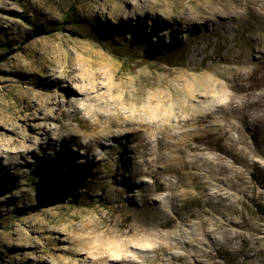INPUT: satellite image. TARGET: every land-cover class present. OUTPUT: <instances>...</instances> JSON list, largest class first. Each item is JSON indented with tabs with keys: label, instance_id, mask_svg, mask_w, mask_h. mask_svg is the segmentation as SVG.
Returning <instances> with one entry per match:
<instances>
[{
	"label": "rangeland",
	"instance_id": "rangeland-1",
	"mask_svg": "<svg viewBox=\"0 0 264 264\" xmlns=\"http://www.w3.org/2000/svg\"><path fill=\"white\" fill-rule=\"evenodd\" d=\"M101 1L49 0L44 5L24 3L14 8L0 4V264H89L97 255L103 260L94 264H114L109 259L119 257L114 255L118 252L135 264L181 263L157 261L152 252H144L148 262L137 257L143 254L140 250L161 248L165 243L151 225L126 230L142 217L137 210L141 202L135 197L138 178L131 177L137 164L123 153L124 145L132 143L123 135H103L108 154L98 150L91 161L82 149L62 140L72 134H101V126H94L90 116L96 107H117L122 116L136 114L145 121L165 115L181 130L190 129L192 115L204 112L206 116L203 100L220 94L224 78H234L235 69L252 64L260 53L248 44L245 33L232 31L234 25L229 26L226 40L205 38L199 30V35L185 43L175 42L156 23L158 15L140 23L130 18L128 30L117 27L93 14ZM132 2H121V6ZM201 2L153 0L152 5L170 11L173 3L194 10ZM177 10L175 6L174 13ZM215 42L219 48L213 54ZM198 45L205 50L195 51ZM224 55L227 61H222ZM79 65L82 69L73 74L101 99L89 102L84 114L75 117L70 104L74 89L65 81L58 82L55 75ZM46 102L52 103L46 106ZM221 118L220 111L206 117L201 131L227 122ZM155 123L151 129L157 133L160 120ZM124 124L118 121L110 129L118 135L115 125ZM250 124L233 123L231 138L245 159L238 164L228 158L231 167L224 171L227 178L240 173L245 179L247 197L244 205L234 203L233 216H248L253 227L244 232V239L223 244L233 264H264V249L260 248L264 246V153L258 149ZM44 132H55L56 142L39 152L36 143H43ZM161 175L174 180L166 173ZM205 200L191 193L176 204L184 202L186 209L196 210L198 202ZM163 222L160 232L173 234L178 221L165 218Z\"/></svg>",
	"mask_w": 264,
	"mask_h": 264
},
{
	"label": "bare ground",
	"instance_id": "bare-ground-1",
	"mask_svg": "<svg viewBox=\"0 0 264 264\" xmlns=\"http://www.w3.org/2000/svg\"><path fill=\"white\" fill-rule=\"evenodd\" d=\"M12 1L0 0V4L14 8L24 3H31L33 6L49 3V0ZM127 1L130 0H102L93 14L102 15L113 25L125 27L127 30L130 18L134 17L140 23L147 17L155 18L158 15L160 21L156 19V23L170 32L175 42L182 43L190 42L192 35L200 34L199 30H203L201 35L205 38L214 36L216 41L222 36L226 40V34L231 33L229 26L234 25L232 31L245 33L248 44L260 55L252 64L247 63L244 67L235 69L234 78H224L225 82L220 84V94L209 95L203 100L206 116L204 112L201 115H192L193 123L190 129L181 130L178 124H171L165 115L145 121L136 114L122 116L117 107L112 110L96 107L91 108L90 116L94 126H101L103 132H92L82 137L72 134L70 137H64L62 141L82 149V153L91 161L99 155V152H96L98 150L108 154L107 145L102 140L103 135H123L128 144L132 143L126 147L124 145L123 153L130 162L137 164L131 171V177L138 178L135 197L141 202L137 210L142 217L128 225L126 230H142L143 226L151 225V229L157 231L165 243L161 248L140 250L143 254H138L137 257L141 262L149 261L144 252H152L155 260L166 263L181 260L180 264H233V257L231 258L223 244L231 243L235 238L244 239V232L252 230L253 227L248 216H233L236 208L234 203L244 205V198L247 197L248 186L245 179L240 173L232 179L227 178L224 171L226 167H231L228 158L232 163L238 164L245 159L234 147L231 138L233 123H251L258 149L264 153V0H202L194 10L188 6L170 3V11L154 9L153 0H133L126 7L121 6V2ZM175 6L178 7L176 13L173 11ZM236 33L233 34V46L236 45ZM205 43L206 40L203 44ZM214 47L216 50L213 54L219 48L217 42ZM194 50L204 51L205 47L198 45ZM221 59L227 61L228 58L224 55ZM81 69L82 65H79L77 69L61 70L55 75L58 82L65 81L74 89L70 90L74 98L70 104L74 107L72 115L75 117L84 114L89 102L101 99L99 93L94 94L92 87H84L81 84L80 76L73 74ZM51 103L46 102L45 105ZM216 111L222 113L221 121L227 122L215 123L214 130L202 132V122L207 121L206 117L213 116ZM156 120H160L157 133L151 129ZM118 121H124L125 124L115 125L119 132L115 135L110 126ZM170 129L175 130L170 133ZM42 134L43 143H36L39 152H45L56 142L55 132ZM167 138L171 140L167 141ZM162 173L173 176L174 180L163 179ZM144 177L151 178V181H146ZM191 193L206 198L205 202H198L200 207L196 210L186 209L184 202L176 204L182 196ZM205 204L208 207L202 208ZM165 218L178 221V225L173 226V234L160 232ZM123 225L122 223L121 226ZM260 248L262 250L264 246ZM69 252L75 255L73 249H69ZM77 255L81 257V253ZM114 255H120L109 259L114 264L136 263L121 252ZM162 255L168 257L164 259ZM102 260L103 257L97 255L89 264Z\"/></svg>",
	"mask_w": 264,
	"mask_h": 264
},
{
	"label": "trees",
	"instance_id": "trees-1",
	"mask_svg": "<svg viewBox=\"0 0 264 264\" xmlns=\"http://www.w3.org/2000/svg\"><path fill=\"white\" fill-rule=\"evenodd\" d=\"M261 214L264 215V210L261 211Z\"/></svg>",
	"mask_w": 264,
	"mask_h": 264
}]
</instances>
